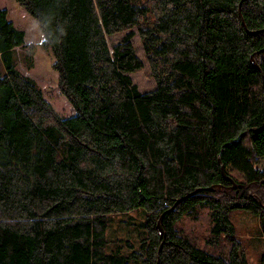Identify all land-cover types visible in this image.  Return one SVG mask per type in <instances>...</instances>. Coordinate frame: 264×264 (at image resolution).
I'll list each match as a JSON object with an SVG mask.
<instances>
[{
    "label": "trees",
    "instance_id": "trees-1",
    "mask_svg": "<svg viewBox=\"0 0 264 264\" xmlns=\"http://www.w3.org/2000/svg\"><path fill=\"white\" fill-rule=\"evenodd\" d=\"M15 1L75 113L16 68L36 44L0 8V264H249L232 213L264 237V0ZM135 208L138 246L108 237Z\"/></svg>",
    "mask_w": 264,
    "mask_h": 264
},
{
    "label": "rangeland",
    "instance_id": "rangeland-1",
    "mask_svg": "<svg viewBox=\"0 0 264 264\" xmlns=\"http://www.w3.org/2000/svg\"><path fill=\"white\" fill-rule=\"evenodd\" d=\"M0 8L6 9L8 19L17 28L24 31L25 43L36 44L34 50L29 48L24 50L27 57L26 65L18 62L16 68L22 74L31 77L40 86L44 98L60 116L69 117L74 115L75 111L58 87V73L52 66L54 57L51 51H46L40 45L43 34L35 18L15 0H0ZM134 31L135 34L131 41L136 54L144 59L145 66L139 72L129 73V77L141 92L150 91L155 88V82L153 77L148 75L149 66L144 57L143 46L135 28ZM123 34L118 33L108 36L110 46L116 43ZM17 50L20 53V49L17 48ZM30 56L32 61L29 60ZM258 167L264 169V158L259 161ZM144 214L142 209L135 208L129 212L111 215L107 236L120 238L122 244L128 239L137 247L143 230ZM232 219L241 238L248 244L249 264H258L259 256L264 251V237L261 234L257 216L247 210L234 211Z\"/></svg>",
    "mask_w": 264,
    "mask_h": 264
},
{
    "label": "water",
    "instance_id": "water-1",
    "mask_svg": "<svg viewBox=\"0 0 264 264\" xmlns=\"http://www.w3.org/2000/svg\"><path fill=\"white\" fill-rule=\"evenodd\" d=\"M243 134H244V132H242V133L239 135V138L242 137ZM235 140H238V138L235 139ZM233 142H234V141H233ZM218 157H219V156H218ZM219 164H220V166H221V170L223 171V166H222V163H221V160H220V159H219ZM232 187H234V185H233Z\"/></svg>",
    "mask_w": 264,
    "mask_h": 264
}]
</instances>
